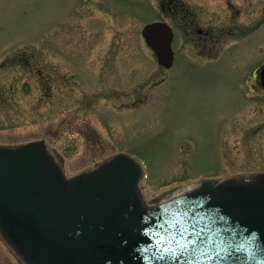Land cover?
Instances as JSON below:
<instances>
[{
  "label": "rangeland",
  "instance_id": "1",
  "mask_svg": "<svg viewBox=\"0 0 264 264\" xmlns=\"http://www.w3.org/2000/svg\"><path fill=\"white\" fill-rule=\"evenodd\" d=\"M187 1L236 33L166 69L142 34L157 0H0V145L44 140L68 177L128 152L149 206L264 171V0ZM0 264H25L1 234Z\"/></svg>",
  "mask_w": 264,
  "mask_h": 264
},
{
  "label": "water",
  "instance_id": "2",
  "mask_svg": "<svg viewBox=\"0 0 264 264\" xmlns=\"http://www.w3.org/2000/svg\"><path fill=\"white\" fill-rule=\"evenodd\" d=\"M143 34L171 67V27ZM142 174L119 153L67 178L45 141L0 146V233L25 264H264V173L204 180L154 206Z\"/></svg>",
  "mask_w": 264,
  "mask_h": 264
},
{
  "label": "flooded vegetation",
  "instance_id": "3",
  "mask_svg": "<svg viewBox=\"0 0 264 264\" xmlns=\"http://www.w3.org/2000/svg\"><path fill=\"white\" fill-rule=\"evenodd\" d=\"M157 3L161 12L160 19L170 23L175 37H178L179 34H185L184 37L187 39L185 43L181 44V50L173 42L175 60L178 54H181L180 51L186 53L185 48L191 44L194 45L195 51H198L197 54L194 53L195 57L213 58L215 50L227 44L229 37L236 33L233 31V24L230 21L228 22V20L217 26L213 17H209L207 20L202 19L201 17L213 12H207L209 8L199 10L196 5L191 4L187 0H157ZM226 7L228 12H232L234 5L231 0H227ZM23 54L21 52L20 55L22 56ZM190 56L193 55L190 54ZM260 69L261 67L256 68L253 72L256 75L254 86L258 89H263L262 79L259 75Z\"/></svg>",
  "mask_w": 264,
  "mask_h": 264
},
{
  "label": "bare ground",
  "instance_id": "4",
  "mask_svg": "<svg viewBox=\"0 0 264 264\" xmlns=\"http://www.w3.org/2000/svg\"><path fill=\"white\" fill-rule=\"evenodd\" d=\"M197 186H198V185H197ZM197 186H196V187H197Z\"/></svg>",
  "mask_w": 264,
  "mask_h": 264
}]
</instances>
